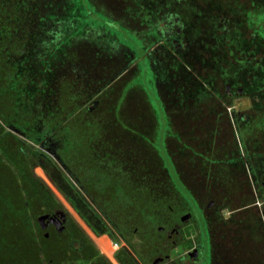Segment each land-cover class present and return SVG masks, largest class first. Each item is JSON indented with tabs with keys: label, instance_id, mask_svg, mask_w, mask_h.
Returning a JSON list of instances; mask_svg holds the SVG:
<instances>
[{
	"label": "rangeland",
	"instance_id": "1",
	"mask_svg": "<svg viewBox=\"0 0 264 264\" xmlns=\"http://www.w3.org/2000/svg\"><path fill=\"white\" fill-rule=\"evenodd\" d=\"M90 1L98 12L94 29L76 40L74 49L81 57L85 46L84 55H91L88 61L99 65L97 72L102 73L109 58L115 62L113 69L121 66L113 75L100 74L109 78L100 87L89 84H94L96 93L84 106L97 117L98 143L114 161L111 172L133 177L142 190V178L157 176L149 168L160 157L173 177L174 166L191 197L184 195L186 201L181 190L167 189L157 179V194L172 209L169 220L158 224L170 228L173 220L180 230L163 253L172 261L201 251L208 264L210 235L212 264H264V78L260 74L264 29L252 19L248 32L234 22V28L226 24L225 20L235 21L238 7L230 0H210L218 6L215 14L223 18V27L214 30L204 27L216 22L214 12L204 10L206 0ZM173 15L181 21L177 38L157 30L158 23H169ZM187 17L194 25L186 22ZM83 27L84 22L79 25L80 30ZM96 43L97 54L89 46ZM142 46L149 60L142 55ZM132 56L135 63L125 69L123 60ZM49 172L53 171L49 168ZM33 174L64 203L40 166L33 168ZM155 214L165 215L160 210ZM111 220L123 228L115 217ZM137 235L140 241L147 240V234ZM90 238L112 261L106 237ZM71 264H93V260L72 258Z\"/></svg>",
	"mask_w": 264,
	"mask_h": 264
},
{
	"label": "trees",
	"instance_id": "2",
	"mask_svg": "<svg viewBox=\"0 0 264 264\" xmlns=\"http://www.w3.org/2000/svg\"><path fill=\"white\" fill-rule=\"evenodd\" d=\"M66 1L0 0V264H64L68 258L80 257L74 254L77 250L83 252L80 258L93 263L98 256L93 244L78 234L71 239L66 235L44 237L38 218L59 203L33 174L35 166L47 175L52 173L57 186L66 179L72 190H83L91 204L109 212V219L115 217L129 234L143 228L148 258H155L161 245L157 229L172 211L169 201L157 194L159 183L182 191L185 200L189 193L174 166L173 177L160 157L149 168V173L154 170L157 176L142 178V190L133 177L111 172L114 161L102 153L98 143L101 129L97 117L84 106L95 96L94 84L100 87L109 81L100 74L113 75L121 66L114 70L115 62L109 58L102 73L97 72L94 69L99 65L88 61L91 55H84L85 46L79 57L74 43L94 29L98 12L90 0H68L70 5ZM230 1L238 7L235 21L225 20L226 24L234 22L240 31L248 32L252 19L257 28L264 29V0ZM193 4L197 7L199 3ZM203 6L211 12L218 10L210 0ZM196 7L195 11H201ZM213 14L216 22L204 27H223V18ZM190 21L187 17L186 22L192 25ZM89 46L97 54V43ZM260 74L264 78V70ZM155 210L165 215H157Z\"/></svg>",
	"mask_w": 264,
	"mask_h": 264
},
{
	"label": "flooded vegetation",
	"instance_id": "3",
	"mask_svg": "<svg viewBox=\"0 0 264 264\" xmlns=\"http://www.w3.org/2000/svg\"><path fill=\"white\" fill-rule=\"evenodd\" d=\"M169 21V23L163 21L158 23L157 30L163 31L164 34H162L166 37L175 36L177 38L181 29L179 16L173 15L172 17H169ZM176 42V39H173V44L178 47L179 45L176 44ZM141 48L142 55H145L149 60L150 54L147 51L146 46H142ZM133 60V56L127 60H123L122 64L125 63V69L128 68L129 64L135 63L132 62ZM48 177L57 187V191L62 197L64 203L58 201L59 206L57 208L50 213L41 215L46 216L41 223L38 220L39 227L43 231L45 238H49L52 235H66L69 239H71L74 238V234L80 235V238H86L93 244L98 253V256L94 260L93 264H205L204 259L200 255L201 251L192 253V255L191 253H187V255L172 261H170L169 258L166 257L165 253H163V248H166L167 243L171 241L172 237L174 235L177 237L180 234L179 224H176L175 221L170 220V222H172V224H170V228L164 224L158 227L157 231L161 240V245L159 247L160 252L155 258H148L146 257V255H148L146 252V241H140V239L136 237L138 236L137 229L134 230L133 234H129L128 230H125L124 227L122 229L119 227L117 228L116 225H114V223L109 219L106 211H102L100 207L94 206L88 201L83 190L78 187L76 190H72L67 181L66 183L63 182L59 185V187L57 186L58 183L54 180V178H52L54 177L52 173H48ZM48 191L54 196L50 190ZM86 201L91 206L90 208L87 207ZM168 218H170V215ZM140 232L147 234L143 228L139 231V233ZM91 236L106 237L110 243L108 248L111 252H113L111 256L112 261L98 249V247L91 240ZM208 239L210 240L207 254L209 259L208 264H212V246L210 235ZM172 243L175 244V242ZM137 245H139L138 250L135 248ZM80 246L82 247V244H80ZM70 253L72 254V252H68V254ZM74 254L82 257L83 252L81 250H77ZM69 259L70 258H68L67 263L64 264H71V260Z\"/></svg>",
	"mask_w": 264,
	"mask_h": 264
},
{
	"label": "water",
	"instance_id": "4",
	"mask_svg": "<svg viewBox=\"0 0 264 264\" xmlns=\"http://www.w3.org/2000/svg\"><path fill=\"white\" fill-rule=\"evenodd\" d=\"M45 218H46V216H40V217L38 218V220H39V222L41 223ZM193 253H196V251H194ZM191 255H192V253H191Z\"/></svg>",
	"mask_w": 264,
	"mask_h": 264
}]
</instances>
